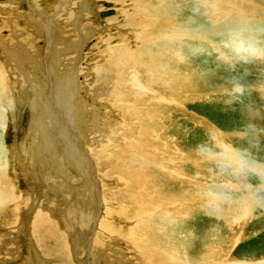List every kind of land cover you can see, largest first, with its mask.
Wrapping results in <instances>:
<instances>
[{
  "label": "bare ground",
  "instance_id": "bare-ground-1",
  "mask_svg": "<svg viewBox=\"0 0 264 264\" xmlns=\"http://www.w3.org/2000/svg\"><path fill=\"white\" fill-rule=\"evenodd\" d=\"M0 2L12 4L3 9V15L9 13L5 26L9 38L0 33L4 45L9 39L24 34L18 20L26 23H37V20L31 0H26L29 3L26 5L31 7L28 19L17 15L24 0ZM101 2L103 4L98 5ZM55 5V13L62 12L66 23L76 26L75 31L82 41L89 39L84 36L90 35L88 27H91L84 26V18L99 11H116L115 18L106 20L116 27L108 32L111 34L105 35L103 47L89 61L93 63L86 68L88 73H84L85 83L82 85L77 80L76 65L60 73L59 68L64 63L61 56L65 53L57 55L54 52L56 45L49 51V84H52L49 101L47 98L43 100L40 88L36 86L37 95L32 105L37 114L34 113L41 115L37 123L41 139L35 146L33 161L39 173L35 174L41 181L53 180L52 184L56 185L54 189L46 187L50 191L45 193L47 208L44 210L40 208L41 211L35 212V206H29L28 202L33 199L29 198L30 194L23 193L21 183L15 181L11 170L13 154L6 151L0 137V257L4 256L0 261H15L16 247L11 244L9 232L20 226L22 212L27 210L34 214L31 217V238L43 257L53 260V264L74 263V257L68 254L69 235L66 236L62 227L73 233L84 230L88 224L90 229L97 205L93 175L80 156L82 152L79 155L75 147L84 151L78 142L81 139L90 149L86 154L97 160L98 178L104 189L99 205L103 214L92 243L94 259L95 249L102 248L107 252L112 250V241L120 242L121 239L131 247L140 264H264V258L252 257L246 262L234 258L239 246L263 235V230L259 229L264 222V188L253 187L251 182L246 187L242 178V170L251 158L249 152L238 151L213 130L212 144L218 152L195 147L186 148L187 153L181 148L179 137L174 142L172 140L173 105L180 106L181 99L184 100L177 91L182 85L179 73L188 72L187 65L192 72L189 57L194 52V44L203 49L214 42L220 48L224 39L240 40L241 35L237 33L250 29L251 24L261 26L263 23L254 3L249 0H58ZM194 8L202 12L195 13ZM39 15L48 21L47 25L30 26L37 35L48 34V45L51 46L57 40L56 26L52 19L44 17L41 12ZM78 46L71 44L69 49L77 53ZM26 55H14V58L20 56L23 62L32 64ZM11 56L9 54L5 63L0 62V122L3 123L5 111L13 109L16 102V82L12 77L15 62ZM81 59L83 54L78 53L75 61ZM84 62L89 64L88 60ZM260 91L264 94V88ZM82 92L85 93L83 97ZM89 100L96 105L93 111V104L87 103ZM102 108L105 111H102L103 118H85L96 115ZM185 164H191L200 172L218 167V175L210 178L224 184L215 187L207 184L204 194L199 197L186 191L181 196H173L175 177L189 179L194 188H199V184L191 179L195 176H186ZM76 177H82V187H86L89 194L69 184ZM115 177L125 186L120 192L107 189L106 184ZM198 191L201 193V189ZM47 192L53 197L47 196ZM174 207L178 210L175 211ZM197 208L217 220V229L205 231L203 238L196 242L189 240L191 237L187 235L179 237L178 220ZM59 212L63 214L60 222L56 221ZM134 220H138L139 225L127 228V231L122 229L125 234L121 236L118 221L134 225ZM129 260L126 258L119 263L130 264Z\"/></svg>",
  "mask_w": 264,
  "mask_h": 264
},
{
  "label": "rangeland",
  "instance_id": "rangeland-1",
  "mask_svg": "<svg viewBox=\"0 0 264 264\" xmlns=\"http://www.w3.org/2000/svg\"><path fill=\"white\" fill-rule=\"evenodd\" d=\"M57 1L58 0H46L45 3L44 0H31V4L33 5L32 8L35 10H32V12H34V14L36 13L35 19L37 20V23L33 21H29L27 23L24 21L19 22L18 20L17 23L19 24L20 28L23 27L22 32H24V34L19 38H13L12 40L9 39L8 42H6L4 45L1 44L0 40V62L5 63L6 60L8 61L9 54L12 55V61L15 62L14 65H12V77L14 79L13 82H16L15 106L13 109L8 110V112L5 111V116L3 119L5 124L3 122H0V137L2 138V144L5 146L6 151H9L13 154L14 160L11 166L12 174H15L13 177H15V181H17V183H21L22 192L26 193L27 195L30 194L31 197L29 198H32L33 200L31 199L32 201L28 203L29 206H35V212L41 211L40 208L42 210L47 208V205H45V202L47 201V199L45 198V193L46 191H48L47 188H56V185L52 184L54 183L53 180L44 182L43 180L41 181L40 179H38V177H36L37 175L35 173H39V169H35L33 163L36 151L35 146L37 145L39 139H41L37 126L38 121H40L39 116L41 115H36L37 113L33 109L32 105L37 95V92L35 90L36 86H39L43 100L47 98L49 101L51 91L50 89L52 87V84H49L50 75L48 70L49 67H51V63L49 64L47 61L49 51H51L52 47L56 45L54 52H56L57 55L61 54V52L65 53L63 54V56H61L62 58L60 57L64 60V63H62L63 67L60 66L59 68L58 65L60 73H63V71L65 70H70L69 68L75 67L76 65V67L78 68L77 72L79 73V75H77V80L79 81V84L82 85V83H85L84 73H88L85 72L86 68H88V66H92L91 63H93H90L89 61H92L94 56L97 55V53L103 47L104 39H106V36L108 34H111L108 32L112 31L111 29L116 27L114 26V24H109L108 22H106L107 19L116 17V11H99L92 16L84 18V26L91 25V27H88V33L90 35L84 36V39H89L87 40V42L85 40L82 41L79 39L81 38L79 37V34H77L75 31L76 26L69 22L66 23L62 12H60V14L55 13V4H57ZM249 1L251 3H254V7H256L258 11L259 20L261 19V22L263 24H261V26L251 24V26H248L251 28L245 30L242 29L244 28L243 26L241 28L242 31H239L237 33H240L241 35L240 40L238 38H229L226 40L224 39L220 44L221 46L219 45L220 48L218 47L217 43L214 42H212L213 44L210 43L208 48L203 47V49H200L201 46H199V48L197 47V44H194V52L193 54H191L193 57H189L191 61L190 59H188V61H190L193 65L192 68L190 67V70L192 69V72H189V65H187L188 72L180 71L179 73V77L182 79V85L177 88V91L184 100L182 102L181 99L180 106L173 105L174 126L172 140L174 142L176 141V138L179 137L181 148L185 152L188 149H195V147L198 150L209 149L218 152V149L216 151L214 144H212L214 142L211 136L213 134L212 132L216 131L221 137L227 139L228 143L238 151H248V155L251 158H255L261 162H264V94H262L263 92L260 91V88H264V61H237V58L232 54L229 48V45H231V43L233 44L243 40H256L264 44V0ZM26 4H29L26 3V0L21 3V6L17 9V15H21L22 17L25 16L26 19H28L27 15L28 13H30L29 10L31 7ZM102 4L103 3L101 2L98 5ZM5 5L10 8L12 4L10 5V2H0V12L2 11L0 13L2 19L0 21V33L3 37H7L8 39L9 31L7 28H5V26L8 23L7 17L9 16V13L3 15V9L6 8ZM13 8L16 7L13 5ZM51 9L53 10L51 11ZM193 11L198 14L202 12L197 8H194ZM40 12L44 14V17L52 19L56 26L58 33L57 35H55V39L57 40L53 42L54 45H48V34H43L41 36L37 35V33L33 31L30 26L33 25L35 27H38L40 24L47 25L48 21H44L43 17H40ZM109 12H112V14L106 15V13ZM75 13H77V10H75ZM13 17L15 16L13 15ZM4 21H6V23H4ZM24 27H27L28 29H25ZM24 29L26 30V33ZM21 38H24V40ZM71 44H76L77 46L79 45L77 53H75L74 50L69 49V46ZM213 45H215L219 49H214ZM78 53L83 54V59H81V61L79 62H76L75 59ZM14 55H24L23 57H25L26 55V57H28L32 61V64L26 61L23 62V60H21L22 56H19V58L16 57L15 59ZM198 55L200 57H198ZM87 60L89 62L88 65H86V62H84ZM46 84H49V87H46ZM236 85L242 86L243 94L237 93V91L235 90ZM80 95H82L81 97H83L85 93L82 92V94L80 93ZM88 98H90L89 95ZM87 103H90L89 105L93 104L91 110L93 111L95 109L94 107H96V105H94V102L92 100H89ZM85 104L86 102L83 103V105ZM100 111L101 112H98L99 114L97 113L96 115H88V118H85L87 120H90L92 117L96 119L99 118V116L100 118H103L102 115L105 111L103 108ZM250 124L257 126L260 132V135L258 137V148L250 147L249 138L244 136V130ZM87 125L91 126L92 124L87 123ZM78 142L81 145L82 150H84L85 152L81 151L76 145L75 147L78 149L79 155L82 152L80 156L85 160L89 171L93 175L92 184L94 192L96 193L95 199L97 201V205L93 211V214L95 212V219L90 229V224H88V226L86 227L87 229H77L78 231L73 233L72 230L69 231L66 229V227H62V230L63 232H65L66 236L69 235L68 244L70 250L68 249L69 251H67L69 255L71 254L72 257H74V263L72 264H120L119 262L124 261L126 258L127 260H131H129L130 264H140L135 253L133 252V250H131V247L126 246L125 242H122L121 239H119L120 242L112 241V243H110V245L112 246V250H107V252H104L105 250L103 251L102 248H97L98 250L95 249L94 259L92 252V243L95 237L98 223L100 222L103 214V211H101L99 205L104 194V189L102 188L101 181L98 178L99 175L96 166L97 160L91 157V155L88 156L86 154V151L90 149H88L86 144L83 145L81 139ZM187 153L189 152L187 151ZM187 165L188 164H185V166L183 167L185 171L187 169L186 176H195L191 179H194L193 182H197V184H199V188H194V186L191 185L192 181L189 182V179L184 178V180L180 179L179 177H175L176 179L173 180L172 185L173 196H176V194L181 196V193H185L186 191V193H189L190 195L199 197V194H204V189L208 185H214L215 187L219 184H224V182L215 181V179L210 178L211 176H214L216 174L218 175V167L215 166L214 168V166H212L206 172H200L191 164H189L188 166ZM205 176L207 178H205ZM109 182L110 183H107L106 185H108L107 189L111 191L114 190L116 192H120L122 188H125V186L122 185L120 179H118L117 177H115V179H111ZM250 182L253 185H257V187L260 183L256 180H252ZM69 184L78 189L80 188L81 191L89 194V192H86V187H82V177H76L72 181L70 180ZM198 189H201V193H199ZM109 190H107V193L112 195V192H110ZM48 192L47 196L49 195V197L52 198L53 196L50 193L48 194ZM72 201L76 200L73 199ZM72 201H70L69 203H73ZM56 203L57 201L55 200L54 204ZM173 209H175V211L178 210L177 207H174ZM197 209L198 210H195V212L193 213L190 212L189 214H184L185 216L180 217L181 220H178L179 228L177 234L178 232H181V234H179V237L187 235L189 236V238L191 237V239L189 240L194 239V241H199L203 238V234H205V231L210 230L212 232L213 230L217 229V220L213 219L211 216H209V214L207 215V213H205L207 211L200 210L199 208ZM179 212L182 213L183 210L180 209ZM33 216L34 214H31L30 211L26 210L22 212V222L20 226L16 230L13 229L11 233L9 232V234H11L10 238H12L11 241H13L12 243H10L14 244L16 247V251L14 253L15 255H13L15 257V261L12 263H8L5 260V262L0 261V264H53V260L50 261L48 258L45 259V257H43L40 250L33 242L34 240L31 238V217ZM188 216L190 217V219ZM62 217L63 214L59 212L57 214L56 221L60 222ZM119 217L120 216H118V218ZM117 225L119 229L121 228V233L123 234L122 229H130L133 226H138L139 224L138 220H134V225H127L121 221H118ZM173 230L176 231L175 229ZM259 230H263V235L239 246L234 254L235 259L246 262L250 261L252 257H256L258 259L264 258V222L262 223V226ZM122 234L120 235L124 236L125 233L123 235ZM15 235L18 237H16ZM14 237L16 240L14 239ZM104 239L110 240L108 238ZM38 257L40 258L39 260H37ZM0 258L3 259L4 256H1Z\"/></svg>",
  "mask_w": 264,
  "mask_h": 264
},
{
  "label": "clouds",
  "instance_id": "clouds-1",
  "mask_svg": "<svg viewBox=\"0 0 264 264\" xmlns=\"http://www.w3.org/2000/svg\"><path fill=\"white\" fill-rule=\"evenodd\" d=\"M232 54L241 62L264 61V44L256 40H243L229 45ZM235 90L239 94H243L242 86L236 85ZM260 132L257 126L250 124L244 130V136L249 138L250 147L258 148V137ZM243 179L246 182L252 180L259 181V187L264 188V162L255 158H250L245 169L242 170ZM257 187V185H253Z\"/></svg>",
  "mask_w": 264,
  "mask_h": 264
},
{
  "label": "water",
  "instance_id": "water-1",
  "mask_svg": "<svg viewBox=\"0 0 264 264\" xmlns=\"http://www.w3.org/2000/svg\"><path fill=\"white\" fill-rule=\"evenodd\" d=\"M111 14H112V12L106 13V15H111Z\"/></svg>",
  "mask_w": 264,
  "mask_h": 264
}]
</instances>
